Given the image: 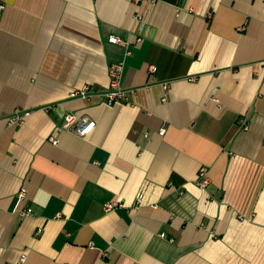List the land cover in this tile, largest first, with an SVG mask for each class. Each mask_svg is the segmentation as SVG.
I'll return each instance as SVG.
<instances>
[{
	"label": "crops",
	"instance_id": "crops-1",
	"mask_svg": "<svg viewBox=\"0 0 264 264\" xmlns=\"http://www.w3.org/2000/svg\"><path fill=\"white\" fill-rule=\"evenodd\" d=\"M0 2V264H264V0Z\"/></svg>",
	"mask_w": 264,
	"mask_h": 264
},
{
	"label": "built area",
	"instance_id": "built-area-1",
	"mask_svg": "<svg viewBox=\"0 0 264 264\" xmlns=\"http://www.w3.org/2000/svg\"><path fill=\"white\" fill-rule=\"evenodd\" d=\"M136 4H141L145 2H156L158 0H134ZM5 9V5L0 2V14L2 11ZM110 42L114 44H120L123 45L126 50L127 54L130 55V45L131 42L128 39L121 38L119 36H111L110 37ZM124 63L119 62L116 64H113L110 66L109 69V75H110V87L109 89L104 92L102 95L106 98L108 103H115V102H120V101H125L129 102V90H126L122 86V77L124 73ZM152 72L156 70L155 67H153ZM91 90L89 88H85L80 93V96H86ZM166 101V98L164 99ZM24 117L25 115L19 112L14 113L12 116L8 117V122L11 125H16V124H22L24 122ZM64 123L65 126L71 130L74 134L78 136H86L95 126V122L90 121L87 117L84 118H79L75 113H67L64 117ZM246 126V125H245ZM164 133V130L161 131ZM54 144H57L56 140H52ZM210 183V178L208 176V170L206 168H201L198 176V180L196 184L202 188H205L209 185ZM26 197V190L22 189L20 193L18 194V199L19 201H23ZM141 198H139L140 201ZM118 206L116 202H109L105 205V209L107 211L113 210ZM24 215L32 216L33 215V210L31 208H27L24 213ZM42 230H38L36 232V235H40ZM22 261H25V256H23Z\"/></svg>",
	"mask_w": 264,
	"mask_h": 264
}]
</instances>
